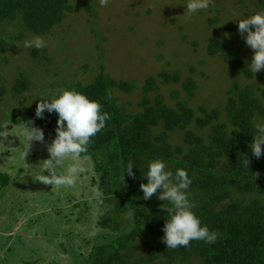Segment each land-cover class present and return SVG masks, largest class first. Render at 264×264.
<instances>
[{"label":"trees","instance_id":"trees-1","mask_svg":"<svg viewBox=\"0 0 264 264\" xmlns=\"http://www.w3.org/2000/svg\"><path fill=\"white\" fill-rule=\"evenodd\" d=\"M69 1L0 0V56L11 39L21 40L25 33H50L71 12ZM85 6L93 15L88 2ZM214 22L208 20L209 24ZM12 23H18L16 35L2 34L1 28ZM227 31L231 37L237 36L232 28L227 27ZM181 41H188L186 35ZM207 41L210 57L219 53L223 62L231 66V74L240 69L251 77L237 53L225 54L227 40L212 36ZM191 47L197 51L196 40ZM41 51L34 48L33 56L38 58L36 53ZM15 75L9 88L0 77V99L9 93L17 104H22L29 82L23 72L15 70ZM178 79L177 73L169 75L165 71L147 77L134 113L125 108L116 93L131 94L136 83L112 79L103 66L93 79L59 87L55 95L44 97V101H51L62 90L76 91L99 102L102 112L111 117L92 138L87 152L106 196L98 219L106 226L105 232L98 233L92 242L85 241V252L72 254L80 257L81 264H264V155L257 159L250 148L256 135L255 124L264 121V85L253 89L234 83L226 92L222 108L199 106L200 115L195 116L186 101L169 106L159 93V82L170 84ZM182 86L192 97L193 81L187 79ZM57 120L58 114L45 111L43 119L26 114L15 122L42 129L44 142H50L56 137ZM156 160L162 161L173 175L177 169L187 172L192 180L187 190L189 201L195 205L191 210L201 226L219 233L214 244L194 240L188 248L171 249L162 242V229L171 218L167 209L173 206L158 199L160 192L145 200L140 189L142 183H147L148 165ZM129 161L133 163L134 178L125 172ZM9 183L8 174L0 172V190ZM105 207L112 211L111 216H106ZM122 215L125 220L119 218Z\"/></svg>","mask_w":264,"mask_h":264},{"label":"rangeland","instance_id":"rangeland-1","mask_svg":"<svg viewBox=\"0 0 264 264\" xmlns=\"http://www.w3.org/2000/svg\"><path fill=\"white\" fill-rule=\"evenodd\" d=\"M87 2L93 15L85 6ZM69 3L71 12L63 21L47 35L39 36L47 46L36 53L38 58L33 56L34 47H24L26 40L36 37L30 33L21 40L8 41L0 56V77L5 87L12 85L15 70L23 72L29 82L22 104L9 93L0 99V172L10 177L9 185L0 190V264H81L80 257L72 254L85 252V241L92 242L98 233L105 232L106 226L98 219L106 196L91 160L73 187L52 188L38 182V177L47 174L43 161L49 159L47 147L53 140L33 141L24 159L29 144L25 127L15 120L35 114L36 105L46 94L55 95L59 87L77 81L87 82L103 66L112 79L136 83L131 94L116 93L125 108L134 113L145 79L165 71L179 75L176 83L158 84L166 104L186 101L199 116V106L222 108L226 92L234 83L253 89L264 85V70L252 72L254 53L238 31L239 20L264 12V0H213L207 10L190 18L186 13L188 0H109L107 6H101L99 0ZM211 19L216 22L209 24ZM17 24L1 28V33L16 35ZM227 27L237 36L231 37ZM182 35L187 42L181 41ZM212 36L227 40L225 54L237 53L251 77L240 69L231 74V66L223 62L221 54H207V40ZM195 40L196 52L191 47ZM187 79L195 85L192 97L182 86ZM70 164L71 160H66L57 167V173L66 172ZM105 209L106 216H111L112 211ZM119 218L125 220L126 216Z\"/></svg>","mask_w":264,"mask_h":264},{"label":"clouds","instance_id":"clouds-1","mask_svg":"<svg viewBox=\"0 0 264 264\" xmlns=\"http://www.w3.org/2000/svg\"><path fill=\"white\" fill-rule=\"evenodd\" d=\"M99 2L101 6H107L109 0H99ZM212 3L213 0H188L186 13L190 18L199 11L207 10ZM238 31L254 53L250 64L252 72L256 74L264 70V12L239 20ZM46 46V41L39 36L24 42L25 48L42 49ZM101 109L102 105L99 102L69 90H62L58 98L41 101L36 105L35 116L39 119L44 118L45 111L58 114L56 137L47 147L49 159L43 161L47 174L40 175L38 182L50 185L52 188L73 187L76 184L80 174L87 171L85 165L90 161L87 155L88 145L92 138L106 127V121L111 119L110 115L102 112ZM255 129L256 135L250 148L252 155L259 159L264 155L262 148L264 123H256ZM24 135L29 144L24 153L25 159L32 142L44 143L45 137L42 129L33 126L25 127ZM66 160H71V164L66 172L58 174L57 167L62 166ZM244 164L248 167L249 161L246 158ZM125 172L129 177L134 178L131 161L128 162ZM256 175L258 176L259 173ZM146 179L147 183L140 185L143 198L148 200L160 192L158 199L168 201L173 206L167 209L171 218L167 219L162 229L164 232L162 242L167 248H188L194 240L204 241L207 244L216 242L219 233L201 226L200 219L191 210L195 205L190 203V193L187 190L192 180L185 170L177 169L173 175L171 171L166 170V165L162 161L156 160L148 165Z\"/></svg>","mask_w":264,"mask_h":264}]
</instances>
